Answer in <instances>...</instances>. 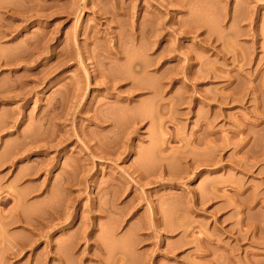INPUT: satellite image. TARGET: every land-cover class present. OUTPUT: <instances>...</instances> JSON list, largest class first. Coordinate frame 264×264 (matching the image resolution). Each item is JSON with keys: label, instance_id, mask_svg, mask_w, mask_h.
<instances>
[{"label": "rangeland", "instance_id": "obj_1", "mask_svg": "<svg viewBox=\"0 0 264 264\" xmlns=\"http://www.w3.org/2000/svg\"><path fill=\"white\" fill-rule=\"evenodd\" d=\"M161 1L0 0V264H264V0Z\"/></svg>", "mask_w": 264, "mask_h": 264}, {"label": "bare ground", "instance_id": "obj_2", "mask_svg": "<svg viewBox=\"0 0 264 264\" xmlns=\"http://www.w3.org/2000/svg\"><path fill=\"white\" fill-rule=\"evenodd\" d=\"M155 1L157 2L158 6H163V7L166 6L161 0H155ZM177 1H178V0H177ZM178 2H179V1H178ZM183 2H184V1H180L179 3H183ZM160 10H161L160 12H163V13H167V12H168V8H167V7H165L164 10H162V9H160ZM145 22L148 24L147 21H145ZM149 23H150V20H149ZM142 24H143V23H142ZM147 24H145V25H147ZM150 24H151V23H150ZM150 24H148V26H150ZM141 26H144V25H141ZM141 26H140V27H141ZM154 26H155V25H154ZM154 26H153V27H154ZM150 28H151V26H150ZM154 28H155V27H154ZM147 29H148V28H147ZM156 29H157V25H156V28H155V29H152V30H151V31H152V32H151V35L153 34L155 37H157L156 43H155V44L153 43L154 46L158 45L157 41L160 40V39L162 38V33H161V32H157L158 29H157V30H156ZM141 30H143V29L141 28L140 31H141ZM148 30H150V29H148ZM140 31H139V32H140ZM149 34H150V32H149ZM153 35H152V36H153ZM152 36H151V37H152ZM154 36H153V37H154ZM160 37H161V38H160ZM159 38H160V39H159ZM205 39H206V38H204V40L202 39L201 41H203V43H206V44L208 43L209 40L211 41L210 38H208L209 40L207 39L208 41L205 40ZM210 44H211V42H209V45H210ZM154 46H153V47H154ZM178 47H179V46H178ZM178 47H177V46L174 47V48H173V51L178 50ZM165 50H166V49H165ZM165 50H164V53H165V54L163 53V50H162V51H161V54H159V55L157 56V61H159V62L162 63V60H163V59L165 58V56L167 55V53L165 52ZM31 52H32V51H31ZM122 52H124L123 49H122ZM28 54H29L30 56H28V55H26L27 57L25 56L27 62H28V60L30 61V60H31V57H32V56H31V53H28ZM122 54H123V53H122ZM33 55H34V53H33ZM56 55H57V54H56ZM61 55H62L61 53H60V55L58 54V58H60ZM59 56H60V57H59ZM28 57H29L30 59H29ZM58 58H57V63H58V64L56 63V66H58V65H60V64H61V65H64V63H61L60 60H59ZM24 60H25V59H24ZM58 60H59V61H58ZM61 61H62V60H61ZM59 63H60V64H59ZM163 64H164V63H163ZM141 66H142V65H141ZM59 67H60V66H59ZM59 67H56V68H59ZM143 67H144V66H143ZM143 67H141V68H143ZM170 84H171V83H170ZM167 85H169V84H167ZM134 86H135V85H134ZM165 86H166V85H165ZM165 86H164V87H165ZM166 87H167V86H166ZM166 87H165V88H166ZM168 87H169V86H168ZM168 87H167V88H168ZM165 88H163V90H164ZM131 89L135 91V88H133V85L131 86ZM131 89L128 90V94H129V95H130V92L132 91ZM165 90H166V89H165ZM134 91H132V93H133ZM132 93H131V94H132ZM2 96H3V95H2ZM4 96H5V97L7 96V98H8L9 100L14 99V97H12L11 95L8 96L7 94H5ZM15 96H16V95H15ZM125 97H126V96H125ZM128 100H129V99H128ZM128 100H127V101H128ZM127 101H126V102H127ZM128 104H129V103H128ZM165 105H166V104H165ZM166 106H167V105H166ZM68 171L70 172L69 169H68ZM68 171H67V172H68Z\"/></svg>", "mask_w": 264, "mask_h": 264}]
</instances>
